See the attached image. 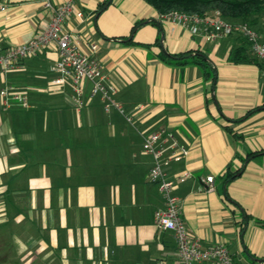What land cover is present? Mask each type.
<instances>
[{"label": "crops", "instance_id": "0c3cea01", "mask_svg": "<svg viewBox=\"0 0 264 264\" xmlns=\"http://www.w3.org/2000/svg\"><path fill=\"white\" fill-rule=\"evenodd\" d=\"M0 1L7 4L0 11L5 49L44 30L48 2L68 0ZM72 1L84 18L71 16L65 28L81 35L85 51L94 50L118 89L113 101L132 121L114 107L106 111L101 97L91 98L90 81L81 108L71 85L53 84L55 44L0 74V93L6 87L27 92L30 102L6 106L0 95V264L177 261L174 234L154 224L163 200L149 180L153 156L144 149L146 133L161 126L189 148L166 169L172 178L192 173L175 190L189 231L204 246L224 243L244 264H264L258 222L264 220V62L234 63L236 36L207 41L169 22L163 31L143 24L131 35L138 21L158 20L144 0H122L123 9L110 4L97 18L106 0ZM190 51L208 57L214 77L196 64L162 58ZM228 165L243 169L226 181ZM208 176L215 178L213 191L202 181Z\"/></svg>", "mask_w": 264, "mask_h": 264}, {"label": "built area", "instance_id": "2783aa9c", "mask_svg": "<svg viewBox=\"0 0 264 264\" xmlns=\"http://www.w3.org/2000/svg\"><path fill=\"white\" fill-rule=\"evenodd\" d=\"M51 9V20L44 30L29 41L5 49L0 47V74H8L20 69L23 59L36 55L49 45L55 44L59 51V59L54 65L57 77L52 80L58 86L71 85L73 100L78 108L83 106L84 82L92 84L91 98L101 97L104 109L110 111L113 107L126 116L128 121L132 117L127 108L113 101L118 91L105 72L103 64L81 46V35L65 28V24L76 15L84 18V13L77 9L74 1L68 0L61 5L47 3ZM7 4L0 1V11H6ZM161 23H171L187 29L193 35H200L207 41H218L222 38L241 36L250 45L252 54L264 61V20L261 28H255L247 22L228 21L222 17L220 10L210 15L202 16L197 13H186L180 10H171L158 15ZM1 97L6 106L16 102L22 107H29L27 92L13 91L6 87L1 90ZM144 149L153 156V164L149 170V180L157 186L163 205L154 213V224L161 231H170L177 242L178 259L171 264H244L235 257L227 245L217 243L204 246L200 238L193 235L183 217V201L175 193L179 182L185 181L192 175L185 170L176 178H172L167 167L174 159L189 154V148L182 144L165 126L146 133ZM208 190L216 188L214 176L202 179ZM155 264H169L164 261Z\"/></svg>", "mask_w": 264, "mask_h": 264}, {"label": "trees", "instance_id": "16d2710c", "mask_svg": "<svg viewBox=\"0 0 264 264\" xmlns=\"http://www.w3.org/2000/svg\"><path fill=\"white\" fill-rule=\"evenodd\" d=\"M147 4L152 6L158 14L166 13L171 10H180L186 13H197L202 16L210 15L216 10H220L222 17L228 21L233 22H247L255 28L260 29L264 17V0H144ZM108 2L104 1L100 4L99 10ZM112 4V3H111ZM143 24H157L160 30L163 31L162 23L157 19L140 20L133 29L131 35L135 32L136 28ZM163 33V32H162ZM240 39V44L234 48L231 58L234 63H258L264 62L258 57L254 56L250 50V45L246 39L241 36H236ZM127 38H129L127 36ZM160 38L157 39L156 44H160ZM128 42H134V40H128ZM162 58L169 64L186 65L196 64L200 66L206 76L214 77V70H212L208 57L202 53L183 52L178 54H169L167 52L162 53ZM256 109L250 110L245 116L255 112ZM244 116V117H245ZM242 120V119H239ZM235 138L240 136L234 132L230 127H226ZM262 151L251 152L248 154V158L262 154ZM246 160V158H245ZM243 168L232 171L230 165H228L226 181L237 177ZM264 226V220H259Z\"/></svg>", "mask_w": 264, "mask_h": 264}, {"label": "water", "instance_id": "95a60500", "mask_svg": "<svg viewBox=\"0 0 264 264\" xmlns=\"http://www.w3.org/2000/svg\"><path fill=\"white\" fill-rule=\"evenodd\" d=\"M112 1L113 0H108V2L98 11V13L96 14V18L100 15L101 12H103L108 8V6L112 3Z\"/></svg>", "mask_w": 264, "mask_h": 264}, {"label": "rangeland", "instance_id": "374dc122", "mask_svg": "<svg viewBox=\"0 0 264 264\" xmlns=\"http://www.w3.org/2000/svg\"><path fill=\"white\" fill-rule=\"evenodd\" d=\"M123 3H124V1H122V0H114L112 4H113V5H116V4H117L118 7L121 6V8L123 9V7H122ZM112 4H111V5H112ZM263 20H264V17H263Z\"/></svg>", "mask_w": 264, "mask_h": 264}]
</instances>
